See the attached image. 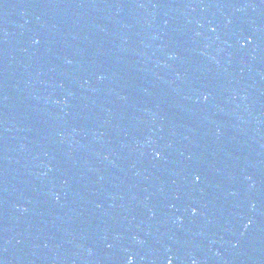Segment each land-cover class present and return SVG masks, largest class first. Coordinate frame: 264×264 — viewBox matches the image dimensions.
<instances>
[{"label":"water","instance_id":"1","mask_svg":"<svg viewBox=\"0 0 264 264\" xmlns=\"http://www.w3.org/2000/svg\"><path fill=\"white\" fill-rule=\"evenodd\" d=\"M169 262L264 264V0H0V264Z\"/></svg>","mask_w":264,"mask_h":264},{"label":"snow or ice","instance_id":"2","mask_svg":"<svg viewBox=\"0 0 264 264\" xmlns=\"http://www.w3.org/2000/svg\"><path fill=\"white\" fill-rule=\"evenodd\" d=\"M157 156H159V153H157ZM197 179H199V177H197ZM193 211L195 212V209ZM169 264H171V262H169Z\"/></svg>","mask_w":264,"mask_h":264}]
</instances>
